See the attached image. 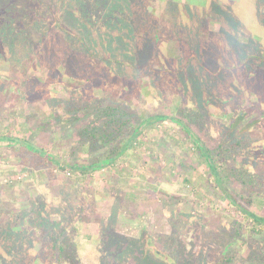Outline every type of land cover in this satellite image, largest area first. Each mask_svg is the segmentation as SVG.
Listing matches in <instances>:
<instances>
[{
  "label": "rangeland",
  "instance_id": "rangeland-1",
  "mask_svg": "<svg viewBox=\"0 0 264 264\" xmlns=\"http://www.w3.org/2000/svg\"><path fill=\"white\" fill-rule=\"evenodd\" d=\"M99 106L170 119L86 174L0 140V264L264 258V226L182 128L264 218V0H0V138L88 166L109 151L81 137Z\"/></svg>",
  "mask_w": 264,
  "mask_h": 264
},
{
  "label": "trees",
  "instance_id": "trees-1",
  "mask_svg": "<svg viewBox=\"0 0 264 264\" xmlns=\"http://www.w3.org/2000/svg\"><path fill=\"white\" fill-rule=\"evenodd\" d=\"M97 111L99 113V119L104 122L100 127H93L92 133L90 132V128H86L84 131H82L81 137H83V139L89 138L94 147L99 145H103L105 148L109 147V151H106L107 154L99 161L88 166L64 165L60 163V161H56L52 155L47 154L45 151L35 149L32 145L29 146L28 143H26L27 140L14 137H1L0 140L8 141L11 144H21L22 146L26 147L29 151L46 159L48 163L54 164L56 162L55 164H57L58 167L61 168V170L71 169L72 171H79L83 174H86L89 172H94L96 170H101L109 164L118 161L120 158H123L126 155V152L129 151L130 148H133L132 143L146 129L147 126H153L156 123L165 122L170 119V117L165 118L162 116L156 117V120L151 119L152 117H150L149 119L146 117H139L132 111L115 106H99ZM173 120L176 121V119ZM177 121L178 123H180L179 120ZM182 128H184L183 133L196 146L199 155L205 160H207L212 173L215 176L219 177L218 183L221 185L222 192L225 194L231 205L236 208L239 212L243 213L247 218H252L255 224L264 226L263 217H260L244 208L238 202V200L232 195H230L226 188L222 186V184L220 183L221 179L218 173V169L214 166L213 163V152L206 146L202 138L194 132L191 125H189L188 123ZM241 143L242 142H239L238 146H240ZM220 148L223 147L220 146ZM235 177L237 176L235 175ZM241 178L244 179L245 177L242 176ZM249 179V186H254L258 183L260 185L259 188L264 187V177L258 178L252 176L249 177ZM240 198H243L242 194H240ZM243 199L249 205L252 203V199ZM236 234H239V230H237ZM216 264H264V258L258 254L256 257L253 256L249 260H243L242 255H234L232 251H226L225 253H223L222 259L219 260Z\"/></svg>",
  "mask_w": 264,
  "mask_h": 264
}]
</instances>
